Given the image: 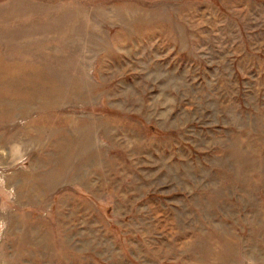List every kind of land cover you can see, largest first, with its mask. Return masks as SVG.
<instances>
[{
  "label": "rangeland",
  "instance_id": "obj_1",
  "mask_svg": "<svg viewBox=\"0 0 264 264\" xmlns=\"http://www.w3.org/2000/svg\"><path fill=\"white\" fill-rule=\"evenodd\" d=\"M0 264H264V0H0Z\"/></svg>",
  "mask_w": 264,
  "mask_h": 264
}]
</instances>
